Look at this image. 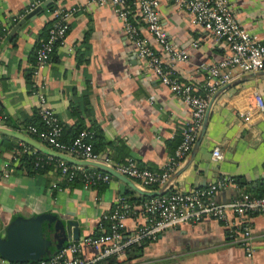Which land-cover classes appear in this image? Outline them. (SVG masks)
<instances>
[{"label":"crops","instance_id":"0c3cea01","mask_svg":"<svg viewBox=\"0 0 264 264\" xmlns=\"http://www.w3.org/2000/svg\"><path fill=\"white\" fill-rule=\"evenodd\" d=\"M44 2L0 0V35L4 38L0 45V111L16 124L8 126L25 127L23 121L39 106L38 89L45 99L43 105L65 124L76 120L68 110L70 99L87 93L89 115L102 127L107 142L102 152L108 153L112 164L132 159L139 167L161 170L180 141L179 124L190 117L188 104L145 68L111 5L95 0ZM229 2L240 25L264 42V0ZM57 7L72 11L66 34L50 60L35 72L32 55L36 43L43 28L54 20ZM159 11L172 43L190 49L188 60L175 63L177 74L193 80L195 92H203L212 84L204 66L226 55L224 42L196 25L175 0H160ZM140 32L158 47L143 22ZM227 69L232 79L248 73L238 67ZM255 91L264 100V74L215 90L218 93L205 131L195 149L192 146L171 173L167 191L204 187L221 175L240 176L245 183L220 190L215 195L219 202L248 189L260 191L264 109L249 120L240 115L254 104ZM91 117L84 119L89 123ZM2 139L0 136V231L15 212L28 215L50 209L71 221V233L77 226V238L94 235L107 228L101 224L102 215L119 196L141 195L113 175L108 182L84 188L61 186L64 176L56 168L29 174L14 167L12 151L2 145ZM214 146L222 151L220 159L212 157ZM242 219L251 228L250 253L231 238L227 225L205 217L170 227L154 239L143 240L138 248L129 247L125 259L113 255L97 258L99 250L86 243L77 254L88 264H108L113 258L115 264H264V212L248 213ZM143 222L142 213L127 217L125 233Z\"/></svg>","mask_w":264,"mask_h":264},{"label":"built area","instance_id":"2783aa9c","mask_svg":"<svg viewBox=\"0 0 264 264\" xmlns=\"http://www.w3.org/2000/svg\"><path fill=\"white\" fill-rule=\"evenodd\" d=\"M43 1L45 0H38V4ZM95 1L98 4H109L113 7L123 22L126 35L136 45L137 57L145 68L166 84L191 109L190 117L178 126L180 141L169 161L161 170L139 167L132 159L114 165L106 152H94L90 144L80 137L69 145H59L57 138L62 130L61 121L51 108L43 105L45 99L39 89L37 92L40 103L37 111L46 128L38 129L33 125H26L19 130L26 134L34 133L39 142L76 158L112 165L140 186L147 188L153 185L162 186L169 181L171 173L191 150L213 93L219 86L232 79L231 71L227 68L238 67L243 72L264 70V42L257 34L240 25L229 0H175L179 7L184 8L191 16L196 25L215 39L223 41L227 48V53L222 59L204 66L212 84L207 85L203 92H195V82L191 79H182L175 70V63L188 60L190 49L186 45H174L169 39L160 18V0ZM71 14V10L54 8V20L48 35L38 41L36 59L33 63L35 72L50 60L51 53L57 46L56 42L63 41ZM140 22H143L154 38L157 48L152 46L148 37L140 32ZM3 40V35H0V45ZM263 109V97L255 91L254 104L243 110L240 115L249 120ZM5 119L6 115L0 116V125L8 126ZM20 144L25 150H34V147L24 141ZM53 157L55 156L46 153L45 157L40 156L38 159L49 162ZM212 157L213 159L222 157L219 146L213 147ZM53 166L59 168L67 180H71L77 172H80L84 188H92L96 183L108 182L112 178V175L104 170L88 169L68 162L64 158L56 157ZM229 186L237 187L234 178L221 175L204 187L166 191L136 203H130L126 196H119L113 207L102 215L103 219L109 222L106 233L71 238L65 248L48 259L15 262L0 257V264H88L77 254L83 243L99 250L97 258L113 255L116 259H125L126 249L129 247L140 245L145 239H154L166 229L181 222H198L205 217L216 219L227 225L231 238L245 246L250 253L251 228L242 217L252 212H264V194L253 195L248 191H241L227 201H217L215 195ZM139 213L144 215L145 222L138 225L131 233H125L124 220Z\"/></svg>","mask_w":264,"mask_h":264},{"label":"water","instance_id":"95a60500","mask_svg":"<svg viewBox=\"0 0 264 264\" xmlns=\"http://www.w3.org/2000/svg\"><path fill=\"white\" fill-rule=\"evenodd\" d=\"M50 1L51 0H45L44 4H47ZM263 74L264 70L248 72L241 77L233 78L221 87L228 88L251 77ZM217 93L218 92H215L209 101L202 126L193 144L194 149L198 145L203 132L205 131L209 109ZM0 134L14 136L44 153L64 158L68 162L104 170L123 180L141 195L153 196L162 194L167 191L170 182L168 181L158 188L142 187L129 176L119 172L112 165L100 161L76 158L39 142L37 139L19 129L0 125ZM70 223V220L50 209L32 212L28 215L21 212H15L11 214L9 220L4 224L3 229L0 231V257L15 262L38 261L51 258L65 248L71 238H77L79 236L77 226L73 228L72 233L70 232Z\"/></svg>","mask_w":264,"mask_h":264},{"label":"trees","instance_id":"16d2710c","mask_svg":"<svg viewBox=\"0 0 264 264\" xmlns=\"http://www.w3.org/2000/svg\"><path fill=\"white\" fill-rule=\"evenodd\" d=\"M51 6V4H50ZM53 22V21H52ZM52 23H48L45 28H43V31L40 33V37L38 38V41L40 38L46 37L48 35V30L51 27ZM38 41L35 46V50L33 52V61L36 59V48L38 47ZM60 42L57 41L56 45H58ZM55 50V49H54ZM51 53V56L54 53ZM32 73V67L29 70L28 75ZM89 98L87 93H83L81 96H74L70 99V105H69V113L71 116L76 117L75 122L71 124H65L62 123V130L57 138V142L59 145H69L77 138H82L87 143L90 144L91 149L94 152H102L105 150V146L107 145V142L104 139L103 136V130L100 124L96 121H94L93 117H91L90 114V106H89ZM5 113L3 111H0V116H4ZM84 116L91 117V120L89 123L86 122L84 119ZM5 123L7 125H16L12 122L10 117L7 115L5 119ZM23 125H33L37 127L38 129H45L46 125L42 120V117L37 111V108L34 109L33 114L30 116H27L26 119L23 121ZM83 132H86V134H83ZM33 138L37 139V136L34 133H28ZM2 139V145L10 149L12 151V158L15 162L16 168H21L25 170L29 174H37L45 172L49 169L54 168L53 162H55L56 157H53L51 161L45 162V159H38L40 156H46V153L34 148L33 151H28L23 148V146L20 144L21 140L14 136H10L7 134H0ZM33 147V146H32ZM55 148H60L59 146H55ZM107 153V152H106ZM108 154V153H107ZM11 167L10 165H8ZM88 169H98L95 167H86ZM58 173L60 172L59 168H56ZM62 182H60L61 186H83V180L81 177V173L77 172L74 177L71 180H67L65 177ZM234 181L237 183V185H241L242 183H245V180H243L240 176L233 177ZM104 182H98L93 187L98 186ZM58 185V184H57ZM262 187H260V191L252 193V189H248V192H250L253 195H263L264 194V181L261 184ZM151 188H156L157 185L150 186ZM150 196L147 195H139L137 197H128L127 200L130 203H136L143 201ZM105 222V223H104ZM102 225H106L107 228H105L104 232H98L94 234L95 236L101 235L103 233H106L108 231L109 222L107 220L102 219L101 221ZM138 248L137 245H133L130 248ZM116 261L113 259H110L108 264H115Z\"/></svg>","mask_w":264,"mask_h":264}]
</instances>
